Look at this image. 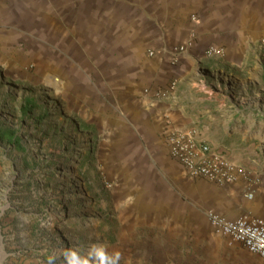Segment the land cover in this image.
I'll return each mask as SVG.
<instances>
[{
  "label": "crops",
  "instance_id": "1",
  "mask_svg": "<svg viewBox=\"0 0 264 264\" xmlns=\"http://www.w3.org/2000/svg\"><path fill=\"white\" fill-rule=\"evenodd\" d=\"M177 45L185 49L173 61ZM67 65H79V105L93 106L107 125L108 151L116 153L112 175L129 202L128 225L156 223L164 235L201 239L203 251L218 255L221 264L224 258L264 264L243 244L215 236L205 216L214 210L229 219H264V176L250 186L242 176L223 184L192 177L170 155L167 140L170 131L191 128L196 138L252 169L213 136L240 133L242 120L254 118L230 108L225 122L237 121L225 125L215 108L228 101L220 89L229 81L248 88L264 74V0H0V89L20 73L48 74ZM151 246L160 254L158 264L178 251L168 239L156 245L144 239L130 249Z\"/></svg>",
  "mask_w": 264,
  "mask_h": 264
},
{
  "label": "rangeland",
  "instance_id": "2",
  "mask_svg": "<svg viewBox=\"0 0 264 264\" xmlns=\"http://www.w3.org/2000/svg\"><path fill=\"white\" fill-rule=\"evenodd\" d=\"M68 68L55 67L48 74L29 70L0 89V264H48L53 256L54 264H69L73 252L100 264L98 250L108 256L119 252L118 264H158L154 246L130 249L144 239L175 244L177 259L169 252L170 259L159 264H221L218 255L203 251L201 239L164 235L156 223L128 225L124 210L129 202L120 193L122 181L112 175L116 153L108 151L107 125L97 120L93 106L79 105V65ZM260 75L258 85L229 81L220 89L228 100L215 108L223 113L221 123L230 108L254 118L242 120L238 134L213 136L215 144L252 167L256 182L264 176ZM236 121L229 118L225 125ZM227 262L224 258L222 264Z\"/></svg>",
  "mask_w": 264,
  "mask_h": 264
},
{
  "label": "built area",
  "instance_id": "3",
  "mask_svg": "<svg viewBox=\"0 0 264 264\" xmlns=\"http://www.w3.org/2000/svg\"><path fill=\"white\" fill-rule=\"evenodd\" d=\"M184 49V45L175 46L171 50L172 60L178 61V56ZM211 51L213 49L210 48L206 53ZM153 53V50L149 51L150 55ZM174 84L173 81L170 88H173ZM167 140L170 155L180 162L186 173L192 177H204L223 184L242 176L249 186L257 181L245 167L236 164L202 139L196 138L195 130L191 128L174 129L169 132ZM247 196L251 197L252 193L249 192ZM205 216L214 229L243 244L249 252L264 258L263 218L254 215L229 219L214 210H207Z\"/></svg>",
  "mask_w": 264,
  "mask_h": 264
},
{
  "label": "clouds",
  "instance_id": "4",
  "mask_svg": "<svg viewBox=\"0 0 264 264\" xmlns=\"http://www.w3.org/2000/svg\"><path fill=\"white\" fill-rule=\"evenodd\" d=\"M73 259L69 261V264H89V261L87 259H78L76 258V253H71ZM97 255L100 259V264H105L107 261V264H118L120 260V254L119 252L114 253L112 256H108L103 250H98ZM55 257L49 258L48 264H54Z\"/></svg>",
  "mask_w": 264,
  "mask_h": 264
}]
</instances>
